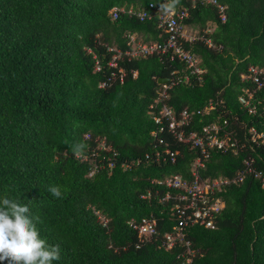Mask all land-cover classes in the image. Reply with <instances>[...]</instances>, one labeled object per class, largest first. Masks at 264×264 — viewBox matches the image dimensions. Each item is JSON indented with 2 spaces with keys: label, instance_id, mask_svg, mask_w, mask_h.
I'll return each mask as SVG.
<instances>
[{
  "label": "trees",
  "instance_id": "trees-1",
  "mask_svg": "<svg viewBox=\"0 0 264 264\" xmlns=\"http://www.w3.org/2000/svg\"><path fill=\"white\" fill-rule=\"evenodd\" d=\"M218 2L226 6L224 21L216 7L199 1L183 20L203 35L183 45L200 57L204 72L200 81L173 84L167 102L175 110L200 108L219 94L250 124L257 117L237 96L251 82L241 74L251 65L264 67V0ZM150 3L177 7L191 0H0V196L27 203L40 216L41 236L60 245L53 264L179 263L178 250L160 240L177 219L167 213L170 202L158 199L167 189L151 179L186 175L197 151L175 142L174 162L157 163L145 154L154 151L150 104L157 79L172 77L184 64L156 55L108 64L114 52L107 47L124 50L128 33L161 38L155 18H112L111 8ZM208 22L210 33L204 32ZM255 95L264 100V88ZM212 116H197L189 128L198 131ZM125 163L131 166L124 169ZM240 163L241 156L212 151L200 173L232 176ZM53 185L61 198L48 191ZM148 190L151 197L142 198ZM214 195L225 202L216 227L186 229L199 251L193 264H264V187L247 178ZM150 215L158 234L140 241L130 221Z\"/></svg>",
  "mask_w": 264,
  "mask_h": 264
},
{
  "label": "built area",
  "instance_id": "built-area-1",
  "mask_svg": "<svg viewBox=\"0 0 264 264\" xmlns=\"http://www.w3.org/2000/svg\"><path fill=\"white\" fill-rule=\"evenodd\" d=\"M197 1L216 7L220 19L225 20L226 6L221 5L218 0H191L190 6L177 7L168 3L113 6L110 10L112 18H117L119 14L136 17L140 21L155 18L156 26L160 29L158 36L161 38L145 41L142 37L139 40L138 33L131 32L126 34L124 50L107 47L108 51L114 52L108 62L110 66H115L116 59L121 56L132 59L151 55H156L164 61L176 60L184 64L181 69H173V76L169 77L168 82L159 84L157 95L150 104V115L156 123V127L150 132L154 138V151L145 154V158H153L157 163L164 162L168 157L174 162L179 154V149L171 147L175 142H184L189 149L196 148L197 151L186 175L173 172L151 179L154 186L159 185L167 189L158 199L170 202L167 213L177 219L172 230L165 232L160 240L166 249L178 250V264H193L194 256L199 253L197 249L192 248L187 238L188 226L216 227L217 214L225 206L224 200L214 195L216 191H221L225 186L240 185L247 178L257 180L264 187V100L255 95L257 90L264 88V67L251 65L241 74L242 81L250 79L251 82L248 86H242L237 96L239 106L245 108L248 115L257 117L256 122L248 124L237 113L229 110L219 94L209 98L200 108L185 106L175 110L167 102L168 89L173 84L190 82L191 78L200 81L204 72L200 66V57L183 45L184 41L203 39L198 29L197 35L188 36L186 28L189 25L183 21ZM207 31L206 28L204 32ZM206 43L210 47L214 45L209 39H206ZM100 69L101 65L96 61L95 70ZM119 72V78L122 79V69H119ZM133 75H136V71ZM157 104L160 106L155 108ZM211 114L213 116L210 121L203 124L198 131L189 128L197 116L202 118ZM256 123L261 126L257 127ZM163 133L164 135H161ZM212 151L241 156L240 166L232 176L201 175L200 171L205 168ZM130 166L125 163L123 168ZM154 192L158 194V191ZM151 195L152 192L148 190L141 197L149 198ZM130 224L137 230L140 241L152 239L158 234L157 221L152 215L144 216L139 221L131 219Z\"/></svg>",
  "mask_w": 264,
  "mask_h": 264
},
{
  "label": "clouds",
  "instance_id": "clouds-1",
  "mask_svg": "<svg viewBox=\"0 0 264 264\" xmlns=\"http://www.w3.org/2000/svg\"><path fill=\"white\" fill-rule=\"evenodd\" d=\"M48 191L58 199L62 197L58 186H49ZM41 222L29 204L7 193L0 196V264H53L61 258L60 245L50 244L41 236Z\"/></svg>",
  "mask_w": 264,
  "mask_h": 264
},
{
  "label": "rangeland",
  "instance_id": "rangeland-1",
  "mask_svg": "<svg viewBox=\"0 0 264 264\" xmlns=\"http://www.w3.org/2000/svg\"><path fill=\"white\" fill-rule=\"evenodd\" d=\"M207 30L209 33L213 30V25H211L210 22H208ZM186 32H187L188 36L193 37L194 35H197L198 30L196 27L189 25L186 28ZM138 37H139V40H141L142 35L138 34ZM212 47H215V45H213Z\"/></svg>",
  "mask_w": 264,
  "mask_h": 264
},
{
  "label": "water",
  "instance_id": "water-1",
  "mask_svg": "<svg viewBox=\"0 0 264 264\" xmlns=\"http://www.w3.org/2000/svg\"><path fill=\"white\" fill-rule=\"evenodd\" d=\"M169 77H159L157 79V82L160 84V83H165V82H168L169 81Z\"/></svg>",
  "mask_w": 264,
  "mask_h": 264
}]
</instances>
